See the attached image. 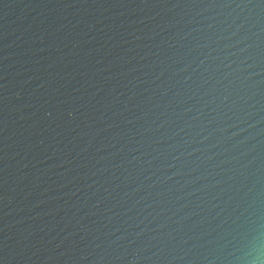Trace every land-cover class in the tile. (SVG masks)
<instances>
[{
	"label": "water",
	"instance_id": "water-1",
	"mask_svg": "<svg viewBox=\"0 0 264 264\" xmlns=\"http://www.w3.org/2000/svg\"><path fill=\"white\" fill-rule=\"evenodd\" d=\"M0 264H264V0H0Z\"/></svg>",
	"mask_w": 264,
	"mask_h": 264
}]
</instances>
